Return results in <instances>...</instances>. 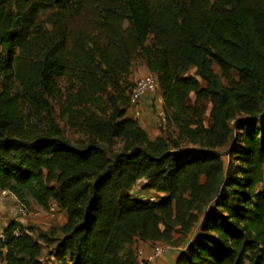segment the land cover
<instances>
[{"label": "trees", "instance_id": "trees-1", "mask_svg": "<svg viewBox=\"0 0 264 264\" xmlns=\"http://www.w3.org/2000/svg\"><path fill=\"white\" fill-rule=\"evenodd\" d=\"M83 7L84 0H0V190L21 201L27 190L44 206L54 200L66 215L54 238L9 220L0 264H44L43 245L53 247L51 264H139L136 239L168 245L172 230L187 235L197 223L176 264H264V0H114L102 10L106 45L83 35L68 52L67 22ZM47 12L56 40L39 28ZM137 51L157 75L177 136L150 138L122 97L112 98L107 117L84 116L83 145L52 117L43 129L31 124L25 107L49 112V98H62L57 77L79 82L65 95L64 112L74 118V106L130 71ZM232 71L239 81L227 86ZM222 150L231 156L227 170ZM138 184L164 196L135 197Z\"/></svg>", "mask_w": 264, "mask_h": 264}, {"label": "rangeland", "instance_id": "rangeland-1", "mask_svg": "<svg viewBox=\"0 0 264 264\" xmlns=\"http://www.w3.org/2000/svg\"><path fill=\"white\" fill-rule=\"evenodd\" d=\"M177 1H189V0H177ZM114 3V0H84L83 11L80 15L76 17H71L67 22V29L65 30L66 34V45L68 52H74L76 49L77 42L79 38L83 35L91 36L95 38V40L101 44L102 46L106 45V37L105 33L107 27L101 25V16L102 10L105 5ZM38 24L40 25L41 31L44 32L46 38L58 39L60 32L58 31V27L51 22L52 13H41L38 15ZM123 28H126L127 37L131 38V33L126 21H122L121 23ZM101 28V30H100ZM1 53V48H0ZM68 65L70 66L73 62L71 58L67 60ZM212 68L215 72L220 73L219 67L212 63ZM150 70L145 64V60L141 57L139 52H135V57L133 59L132 68L126 74L121 75L119 82L114 84L110 82L107 88L103 91L94 94L95 99L93 102H86L84 105L74 106V110L76 111V115L74 118L71 114L64 112L66 108L67 102L65 101V95L68 91L75 87V91L77 92V88L79 87V82L75 77L73 78L70 74L67 76L57 77L56 83L58 88L62 92V98L52 97L49 98V103L51 106V110L44 111L34 110L29 107H25V111L30 118L31 124L37 129H43L46 127L48 117H52L56 123L59 124L64 134L71 140L72 143L77 146L83 145L87 142V134L82 127V122L84 120V116H88L90 114H98L102 117H107L112 111V98L114 97H122V99L128 98L130 100L131 90L134 86L135 81L147 74ZM189 75H193L200 79L199 76L196 75L195 69H191L188 72ZM71 76V77H70ZM71 78V79H70ZM223 83L227 86H231L233 84H237L239 81V76L235 71L231 72V79L229 81L222 79ZM202 86H205V83L201 81ZM15 90H20L18 83L14 84ZM88 89L85 88V90ZM151 95V94H150ZM149 95V96H150ZM142 100L139 102V108L141 109V113L139 116H135L133 113L132 106L128 109V115L136 118L147 131L150 138H154L157 135H165V136H177L178 128L177 124L174 120H170L167 118L166 113L164 111V103L162 98V93L159 90L155 94L151 95L148 99V103L145 104V108H142L141 104ZM196 102V94L191 93L187 99V104L191 107L195 106ZM120 104V100L117 102ZM200 107L203 111V122L206 126L210 125V111L212 108V104L209 99H204L200 102ZM50 113V114H49ZM144 120V121H143ZM74 125H71V123ZM155 133H158L154 136ZM122 142L120 139L115 140V144L113 146L114 150H118L121 146ZM187 147H196L193 144L186 145ZM224 150V149H223ZM221 151V157L225 164L226 170L231 164V156L224 151ZM133 194H142V195H152V191L144 190L141 184H138L132 191ZM25 201L23 202L30 212L33 213V216L27 218L24 222V227L28 228L29 231L33 234V236L38 237L40 234H47L49 237L54 238V233L52 232L53 228H59L66 221L65 212L59 211L58 215L52 219L50 217V207L51 205H55L54 200H50L47 206L39 203L27 190L25 191ZM159 197L164 196L163 194L155 193V196ZM16 202L15 200L5 197L3 201H0V223L8 222L12 219V212L14 210ZM164 226L162 225V229ZM198 230V223L194 225L192 228V232L187 235L181 234L177 230H172L169 238V243H166L170 246V250L172 247H180L185 248L191 242L194 233ZM145 244L152 245L150 242L143 241L141 239H136L134 244L135 249H143L141 246H145ZM51 246L43 245V251L41 258L44 264H51L54 262V259L50 258ZM4 264V263H1Z\"/></svg>", "mask_w": 264, "mask_h": 264}, {"label": "built area", "instance_id": "built-area-1", "mask_svg": "<svg viewBox=\"0 0 264 264\" xmlns=\"http://www.w3.org/2000/svg\"><path fill=\"white\" fill-rule=\"evenodd\" d=\"M159 91V84H158V78L157 75L149 71L144 76L138 78L134 86L131 90L130 94V102H131V108H133V113L135 116H139L141 113V109L139 108V102L143 99L144 96L147 95H153L156 92ZM135 197H139V195H134ZM5 197H9L13 200H15V208L12 212V219L17 220L21 222L22 225H24V221L27 218H30L33 216V213L29 211L27 206L21 202L18 197L9 190H0V201H3ZM149 199L151 201H156L157 197L154 195H150ZM50 217L54 219L59 212V208L57 204L51 205L50 207ZM16 234H20V230L16 231ZM5 234H4V227H0V242L4 240ZM170 250V246L168 245H155L151 249V253L149 256H146L142 249H138L137 251V259L139 264H143L145 260L154 261L161 257H163L168 251ZM171 264H176L175 261H173Z\"/></svg>", "mask_w": 264, "mask_h": 264}, {"label": "crops", "instance_id": "crops-1", "mask_svg": "<svg viewBox=\"0 0 264 264\" xmlns=\"http://www.w3.org/2000/svg\"><path fill=\"white\" fill-rule=\"evenodd\" d=\"M151 97V95H147L144 96L142 99V108H145V104L148 103V99ZM144 121V120H143ZM158 133H155L154 136H156ZM8 222L4 223V226L7 224ZM3 223H0V227H4ZM141 248H143V252L146 256H149L151 253V249H152V245L149 244H145V246H141ZM185 250V248H180V247H172L171 250H169L163 257L154 260V261H149V260H145L143 264H171L173 261L176 260L178 254L180 251Z\"/></svg>", "mask_w": 264, "mask_h": 264}]
</instances>
